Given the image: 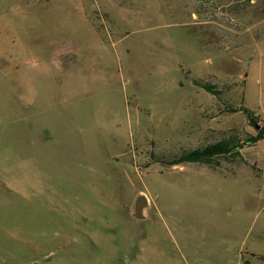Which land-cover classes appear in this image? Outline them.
Here are the masks:
<instances>
[{"label":"rangeland","instance_id":"obj_1","mask_svg":"<svg viewBox=\"0 0 264 264\" xmlns=\"http://www.w3.org/2000/svg\"><path fill=\"white\" fill-rule=\"evenodd\" d=\"M245 108L264 118V0H0V264H264Z\"/></svg>","mask_w":264,"mask_h":264},{"label":"trees","instance_id":"obj_2","mask_svg":"<svg viewBox=\"0 0 264 264\" xmlns=\"http://www.w3.org/2000/svg\"><path fill=\"white\" fill-rule=\"evenodd\" d=\"M202 86L204 87V89L211 92L212 94L217 95L219 93L218 90H215V85L213 84L204 83ZM228 109L233 110V108L231 107H228ZM244 112L249 118L251 125H254L256 127L258 126L257 134L251 135L245 142V144H254L260 139L264 138V124L259 126L260 118L255 116L251 110L245 108ZM240 144L244 143L236 142L234 137L224 138L217 142L209 143L203 147H197L195 149H192L191 151L185 152L180 156L174 158L172 160V163H180L183 161H195L211 165L213 163V159L216 156L233 153L235 155Z\"/></svg>","mask_w":264,"mask_h":264},{"label":"crops","instance_id":"obj_3","mask_svg":"<svg viewBox=\"0 0 264 264\" xmlns=\"http://www.w3.org/2000/svg\"><path fill=\"white\" fill-rule=\"evenodd\" d=\"M196 99L194 98L192 100V102H194V104H197V107H195V106L193 107L195 109L194 114L196 117L197 116H203L207 112L208 113L215 112L213 115L216 116V115L220 114V111L221 112H227V110H229L228 107H226V106H220V107H217V109H218L217 111L216 110L213 111V103L216 102V100H212V98H210V100H208V101L207 100L203 101V98H201V97L196 98ZM239 112H240V110L237 111V113H239ZM259 118L261 120H264V118H262L261 116ZM197 147H195V148H197Z\"/></svg>","mask_w":264,"mask_h":264}]
</instances>
